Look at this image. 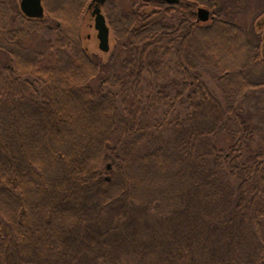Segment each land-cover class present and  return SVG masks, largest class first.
<instances>
[{
  "label": "trees",
  "instance_id": "trees-1",
  "mask_svg": "<svg viewBox=\"0 0 264 264\" xmlns=\"http://www.w3.org/2000/svg\"><path fill=\"white\" fill-rule=\"evenodd\" d=\"M42 2L15 28L0 15V264H264V127L243 107L264 58L245 31L224 7L197 21L213 0H106L117 71L81 45L88 0ZM32 29L43 49L19 43Z\"/></svg>",
  "mask_w": 264,
  "mask_h": 264
},
{
  "label": "rangeland",
  "instance_id": "rangeland-1",
  "mask_svg": "<svg viewBox=\"0 0 264 264\" xmlns=\"http://www.w3.org/2000/svg\"><path fill=\"white\" fill-rule=\"evenodd\" d=\"M6 1H7V5L10 8V13L7 19V23L12 28L18 27L20 24L19 20L22 15L19 7V0H6ZM89 1L90 0H88L87 3H89ZM133 1L134 0H108V2L111 5H115L116 8L120 10V12L121 11L127 12L128 10H130L133 6L134 3ZM221 6H223V3L221 4ZM197 7L195 8V12ZM263 13H264V0H260V17L262 16ZM257 15H258L257 11L253 13H248L244 15L245 16L244 19L237 18V22L239 21L244 22V27H245L244 31L250 42L257 45H259L260 42L261 45L262 29H260V40H259L258 30L257 29L255 30L254 27V22L258 18ZM43 16H45V12ZM107 24L109 25V50L107 52H103L98 48V39L96 37V30L94 29L93 18L90 14V11L86 9V11L82 15L78 27L80 33L81 45L89 55L100 61H107L110 59L111 56L115 57V70L118 71L121 68L122 58L126 56V53L123 50L115 47L113 32L108 20H107ZM19 43L21 45L35 49H43L45 46L44 38L41 36L40 31H38V29L30 30L29 35L26 38L19 39ZM7 57L8 56H6L4 52L0 51V68L2 67L3 64L8 62ZM205 72H206L205 73L206 81L208 82L209 87L214 92L217 93L214 73L209 70ZM243 107L246 110V112L250 113L255 123H258L262 125V127H264V87L250 91L248 97L243 102ZM218 142L220 145H227L229 139L223 136L219 139ZM124 248H125V253L132 254L134 251L133 247L125 246ZM117 251L118 249L113 248L109 253L116 254Z\"/></svg>",
  "mask_w": 264,
  "mask_h": 264
},
{
  "label": "flooded vegetation",
  "instance_id": "flooded-vegetation-1",
  "mask_svg": "<svg viewBox=\"0 0 264 264\" xmlns=\"http://www.w3.org/2000/svg\"><path fill=\"white\" fill-rule=\"evenodd\" d=\"M20 1L21 0H19V7H20ZM41 3L43 5L42 0H41ZM104 3L100 6V9H101V12L103 13V15L105 16V14L103 12ZM222 3H223V6H221ZM93 6L94 5H91V7H89V5H87V8L90 11V14H91ZM43 7H44V5H43ZM198 7H204V6H198ZM221 7H224V11H225L226 16L228 18H230L233 22H235L238 26L243 28V30H245L244 29L245 28L244 22L239 21V19H242V18L244 19L245 18L244 15L257 11V13H258L257 17L258 18L254 22V27H255V30L256 29L258 30L259 40H260V29H262V36H261L262 40H261V45H260V42H259V45H257V44H254V45L257 46V48L259 50V54H261V56H263V58H264V13L260 17V0H223V1L222 0L221 1L220 0H213V9L212 10L205 7L209 10V20H213L215 18L214 12ZM20 11H21V9H20ZM9 13H10V8L7 5V1L6 0H0V15L3 16V14H4V16L8 19ZM21 14L23 16H25L22 13V11H21ZM26 18L36 19V18H30V17H26ZM92 18H93V16H92ZM237 18H239L238 19L239 22H237ZM105 20L107 23L106 17H105Z\"/></svg>",
  "mask_w": 264,
  "mask_h": 264
},
{
  "label": "water",
  "instance_id": "water-1",
  "mask_svg": "<svg viewBox=\"0 0 264 264\" xmlns=\"http://www.w3.org/2000/svg\"><path fill=\"white\" fill-rule=\"evenodd\" d=\"M167 4H176L180 0H160ZM105 0H91L89 7L94 5L91 15L94 19V29L96 30V37L98 39V48L107 52L109 50V27L106 23L105 16L101 12L100 6ZM20 9L23 14L30 18H41L44 13V8L41 0H21ZM209 19V10L205 7H198L196 10V20L205 22Z\"/></svg>",
  "mask_w": 264,
  "mask_h": 264
}]
</instances>
